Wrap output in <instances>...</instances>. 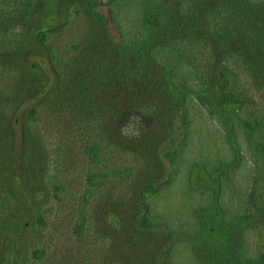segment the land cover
<instances>
[{
    "label": "rangeland",
    "instance_id": "rangeland-1",
    "mask_svg": "<svg viewBox=\"0 0 264 264\" xmlns=\"http://www.w3.org/2000/svg\"><path fill=\"white\" fill-rule=\"evenodd\" d=\"M149 1L150 43L164 45L138 64L119 49L103 0H0V264H167L169 236L142 223L139 197L152 183L175 224L190 207L169 181L166 152L184 124L165 71L189 87L198 69L212 104L223 85L246 100L243 112L264 118V0ZM175 9L178 26L168 24ZM191 112L218 152L217 123L195 104ZM90 142L98 164L83 152ZM103 168L130 172L89 185L88 172ZM248 170L244 161L235 178ZM188 254L182 248L178 264Z\"/></svg>",
    "mask_w": 264,
    "mask_h": 264
},
{
    "label": "trees",
    "instance_id": "trees-1",
    "mask_svg": "<svg viewBox=\"0 0 264 264\" xmlns=\"http://www.w3.org/2000/svg\"><path fill=\"white\" fill-rule=\"evenodd\" d=\"M96 5L102 0H96ZM106 15L119 34V49L131 50L139 64L160 45L150 43L153 31L151 14L154 6L149 0H103ZM225 9V8H223ZM180 9L169 12L168 24L179 25ZM251 18V17H250ZM222 20V16L220 18ZM252 21V19H250ZM218 32H225L215 22ZM150 43V44H149ZM263 46V47H262ZM150 47V48H149ZM175 53L182 57L180 52ZM264 58V43L261 45ZM228 68L221 64L224 77ZM166 93L176 106L184 124L183 135L174 149L166 152L170 162L169 181L183 189L186 210H180L178 224L166 213L170 201L153 189L152 183L139 190V197L147 200L141 221L169 236L164 251L167 264H178L181 249L188 251L185 264H264L263 232L256 218L264 219V118L254 111L243 112L246 100L238 94L220 91L215 104L206 97V77L195 69V80L189 87H180L165 71ZM195 104L217 123L218 137L224 147L215 152L210 143L195 131L191 105ZM200 137V138H197ZM83 152L95 164L101 162L97 142L84 144ZM249 172L243 180L235 176L243 162ZM129 168L100 169L86 176L89 185H99L109 178L125 177ZM183 176V177H182ZM242 181V182H241ZM190 200V201H189Z\"/></svg>",
    "mask_w": 264,
    "mask_h": 264
}]
</instances>
